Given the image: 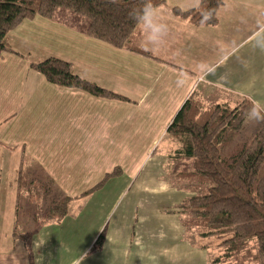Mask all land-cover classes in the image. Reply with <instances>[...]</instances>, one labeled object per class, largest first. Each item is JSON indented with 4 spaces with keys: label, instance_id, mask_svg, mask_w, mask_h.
<instances>
[{
    "label": "crops",
    "instance_id": "1",
    "mask_svg": "<svg viewBox=\"0 0 264 264\" xmlns=\"http://www.w3.org/2000/svg\"><path fill=\"white\" fill-rule=\"evenodd\" d=\"M166 1L159 10L170 32L156 49L146 50L140 25L139 43L153 57L43 17L9 33L17 53L0 57V264H31L13 237L15 194L6 193L21 164L19 148L31 161L26 168L52 181L57 195L78 196L123 171L76 202L62 223L34 233V264H76L83 253L81 264H210L209 249L187 240L177 214L191 194L173 185L169 157L182 145L167 129L193 94L206 107L250 101L264 110V0H225L215 27L194 26L172 12L199 0ZM48 58L72 63L77 75L129 101L49 83L30 67ZM263 125L253 120L249 130ZM23 227L30 231L33 222Z\"/></svg>",
    "mask_w": 264,
    "mask_h": 264
},
{
    "label": "trees",
    "instance_id": "2",
    "mask_svg": "<svg viewBox=\"0 0 264 264\" xmlns=\"http://www.w3.org/2000/svg\"><path fill=\"white\" fill-rule=\"evenodd\" d=\"M144 0H0V57L17 53L7 37L23 22L38 17L47 18L114 48L153 57L139 43L140 25L129 18L133 7L142 6ZM156 7L167 5L166 0H152ZM225 0H199L188 10L173 7V14L194 26L215 27ZM212 12V18L201 24L202 15ZM31 70L40 73L56 86L80 90L94 97L129 101L113 90L82 78L72 63L48 58L31 63ZM250 101L236 107L211 105L206 107L193 94L179 110L167 129L169 137L182 145L181 150L169 157L171 175L181 181L179 188L191 194L179 206L177 214L188 241L193 245L199 239L218 237L223 254L212 264H264V128L245 142H236L244 123ZM23 152L21 165L14 173L11 186L16 191V213L13 237L21 240L34 264L31 240L34 233L51 225L60 224L73 213L78 201H85L103 190L111 178L121 176L115 169L93 188L78 195H57L52 205L43 202L54 183L49 185L26 164ZM183 181L187 182L184 184ZM24 197L34 207L36 227L29 233L20 232V217ZM224 237H227L224 239ZM103 235L93 248L102 245Z\"/></svg>",
    "mask_w": 264,
    "mask_h": 264
},
{
    "label": "clouds",
    "instance_id": "3",
    "mask_svg": "<svg viewBox=\"0 0 264 264\" xmlns=\"http://www.w3.org/2000/svg\"><path fill=\"white\" fill-rule=\"evenodd\" d=\"M128 15L129 18L138 25L143 26V31L146 36V50L147 48L156 49L170 32L168 22L163 18L159 8L153 5L152 0H144L142 6L133 7ZM211 18V11L204 13L202 15L201 24L208 22ZM247 117L254 121L264 122V110L259 109L258 106L254 104L252 108L248 110ZM86 258L87 253H83L76 264H81Z\"/></svg>",
    "mask_w": 264,
    "mask_h": 264
},
{
    "label": "rangeland",
    "instance_id": "4",
    "mask_svg": "<svg viewBox=\"0 0 264 264\" xmlns=\"http://www.w3.org/2000/svg\"><path fill=\"white\" fill-rule=\"evenodd\" d=\"M260 123H261V126L264 124L263 122H260ZM252 125H253V120H251V121L250 120H246V122L243 123V127L241 128V131L238 133V135L236 137V142H245L249 137H251L252 135H254L255 133L258 132V131H256L254 133V131L256 130L255 128L253 130H249ZM261 126L260 127H256V128L260 129V128H262ZM18 151H19V155H21V152L22 151L24 152L25 150H24V148L22 150H21V148H19ZM29 162H31V161L29 160ZM27 170L30 171L28 168H27ZM174 178H173V185H174L175 188H179V186H181V183H180L181 181L176 180ZM13 180H14V177L9 179V181H7L8 182V186H7L6 193L10 194V195L11 194L12 195L15 194V198H16L15 188L13 186H11V184L13 183ZM42 180H44L49 185L50 184L52 185V181H50V180L48 181L46 179H42ZM183 183L187 184V182H185V181H183ZM54 186H55V184H54ZM55 199H56V192L51 191L49 193V195L45 198L44 202H43L44 208H48L50 205H52L54 203ZM21 208H22V210H21L20 228H19L20 232L29 233L31 231H34V229L36 227L35 221L32 218L33 217L32 212L34 210V207L32 205H30V203L28 202L26 197H24V200L22 202V207ZM30 222H31V224L33 222V227H32V229L31 228H27L28 230H30V231H27L23 226L24 225L28 226V224ZM14 228H15V225H14ZM225 238H227V237H224V239ZM220 241H221V239L218 238V237H213V238H210V239H199V241H198V244H200L201 247H205V248L209 249L210 255H211L210 264H212V262L216 258H218L219 256H221L223 254V250L219 246V242ZM222 264H228V263H222Z\"/></svg>",
    "mask_w": 264,
    "mask_h": 264
}]
</instances>
